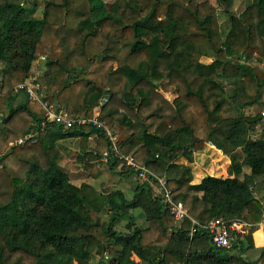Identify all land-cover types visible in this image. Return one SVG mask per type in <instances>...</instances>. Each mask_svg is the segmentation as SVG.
Instances as JSON below:
<instances>
[{"label": "trees", "instance_id": "obj_1", "mask_svg": "<svg viewBox=\"0 0 264 264\" xmlns=\"http://www.w3.org/2000/svg\"><path fill=\"white\" fill-rule=\"evenodd\" d=\"M225 1L0 0V264H264V247L248 253L255 227L231 233L229 248L205 228L264 221V0L238 13ZM42 57L39 100L82 124L41 126V103L15 90ZM104 127L188 217L170 214ZM66 138H78L75 161L94 181L132 176V197L73 183L57 145ZM212 156L228 160L227 176Z\"/></svg>", "mask_w": 264, "mask_h": 264}, {"label": "built area", "instance_id": "obj_2", "mask_svg": "<svg viewBox=\"0 0 264 264\" xmlns=\"http://www.w3.org/2000/svg\"><path fill=\"white\" fill-rule=\"evenodd\" d=\"M42 59H44L42 57ZM38 87V84L34 83L33 80L30 79V81H26L23 83L18 84L15 87V90H21L25 91L26 94L30 99L38 100L42 108L44 110V119L40 123L41 126H44L46 123H57L59 125H62L63 127L67 128L70 127L73 123L77 122L82 124L86 120L83 118H70L67 116L65 111L63 109H59L54 104H48L47 102H42L39 100L36 89ZM261 115L264 116V109L261 111ZM94 124H97V121L95 119H90ZM105 131L107 135L110 137V140L112 141V151L115 152L116 156L123 160L126 165H129L135 169L138 170V177L141 180L144 181H150L153 182V186L155 188V192L159 194L162 198L165 204L167 205V208L177 220H181L184 217H188L187 209L183 206L181 202H176L172 198V194L170 192V189L168 187L167 181L164 177L156 175L153 171L148 169L145 166L137 164L131 156H123L118 153L117 148L114 144V138L111 135L110 131L105 128ZM31 135L25 136V138L30 137ZM23 139L20 138L16 141L17 144L22 143ZM108 156V151H104L102 155V160L106 161ZM193 223H195L192 220ZM264 226V221L262 222ZM251 227V224L241 221V220H233L229 223H226L225 221L221 219L214 220L210 222L205 228L208 230L210 234V238L212 243L215 246L223 247V248H229L231 246V240L232 236L231 233H240L243 234L246 232L247 229ZM196 228L192 227L191 234L195 232Z\"/></svg>", "mask_w": 264, "mask_h": 264}, {"label": "rangeland", "instance_id": "obj_3", "mask_svg": "<svg viewBox=\"0 0 264 264\" xmlns=\"http://www.w3.org/2000/svg\"><path fill=\"white\" fill-rule=\"evenodd\" d=\"M228 4H230L228 2V0H226L223 5L228 7ZM245 5V0H234L232 5H231V9L233 12H240L243 7ZM40 8L37 9V11H39ZM220 18V22L221 24V30L222 32H224V30L226 29V25L224 24V18L223 16L220 14L219 16ZM42 70H43V59L41 58V60H36L33 62L32 67H31V75L30 78L28 79V81L33 80L34 77H38L40 74H42ZM34 83L38 84L36 82V80L34 81ZM38 88H39V84L38 87L36 89V94L39 97V93H38ZM261 108L258 106L253 107L251 110L249 108L246 109L245 112H249L250 114L255 113L260 111ZM235 114V109L233 107H231L227 112H225L226 116H230V115H234ZM66 146H68V148H66L64 150V154H65V158L60 162L61 164H63L64 166V170L68 172L69 177L71 179V181L75 184H80L81 182H87V183H93L94 186L98 189V190H102L104 192H111L112 190L115 189H121L125 196L127 198H131L132 197V181L133 177L131 176L130 179L129 178H124L123 176H119L118 174L109 172V171H105L103 172L100 176L97 177L96 181H94L93 178L88 177L87 172L85 171V169L82 167V165L80 163H78L77 161H75V152L73 151V149H76L78 146V141L77 140H70L69 142L65 143ZM73 148V149H72ZM207 156L203 155L199 158L200 161H203V159L205 160ZM209 161L210 159H215V156H212L211 158H208ZM102 160V158H101ZM198 160V161H199ZM96 162V161H94ZM102 162H105L102 160ZM205 162V161H204ZM211 162V164H210ZM210 162H205V165L210 164L211 167H215L216 163H221L220 161H216L215 160H211ZM121 164H124L121 161ZM120 164V165H121ZM219 169L223 170L224 167L223 165L220 164V166L218 167ZM197 175V174H196ZM198 179V175L196 180ZM118 180V181H117ZM256 196L259 197L264 205V189H260L256 191ZM137 224L139 226H144L145 225V220L144 217L137 213ZM109 215H105V214H101L100 216V221L102 223H104L107 219H108ZM122 225L118 226V229H121ZM250 256H252L253 259H255V257L257 256V253L254 254H250Z\"/></svg>", "mask_w": 264, "mask_h": 264}, {"label": "crops", "instance_id": "obj_4", "mask_svg": "<svg viewBox=\"0 0 264 264\" xmlns=\"http://www.w3.org/2000/svg\"><path fill=\"white\" fill-rule=\"evenodd\" d=\"M260 100L262 101V103H264V92L260 93ZM252 108H249V109L251 110ZM70 140H77L78 141V138H66V139L59 140L57 142V145L60 147V149L62 150L63 153H64V150L66 148H68V146H66L65 143L69 142ZM73 151L75 152V155H76L77 152H78V146H77L76 149H73ZM64 158H65V154H64ZM220 159H221V157H220ZM211 160H215V159H211ZM222 161H223V164H224V170L222 171V173H220V175L221 176H227L226 166H227L228 160L222 157ZM61 165L63 166V164H61ZM200 165H201V163L200 162L197 163V161L194 162V164H193V167H194V170H195L194 172H195V176H196L195 177V181L196 182L199 181V179H200L199 177L203 174L202 173V167ZM63 168H64V166H63ZM196 174L198 175V179L197 180H196V178H197ZM262 222L263 221L255 224V225H251V226L255 227V230L252 233V236H253V239H254L255 248L251 249L248 253L249 254L257 253V256L255 257V259L259 258V256H260L259 250H260V248L264 247V226H263ZM250 257H252V256H250Z\"/></svg>", "mask_w": 264, "mask_h": 264}]
</instances>
